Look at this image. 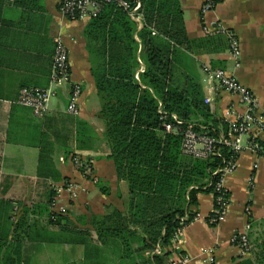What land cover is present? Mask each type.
I'll return each mask as SVG.
<instances>
[{
  "label": "crops",
  "instance_id": "1",
  "mask_svg": "<svg viewBox=\"0 0 264 264\" xmlns=\"http://www.w3.org/2000/svg\"><path fill=\"white\" fill-rule=\"evenodd\" d=\"M204 1L180 0L192 44L177 54L175 73L199 86L212 114L209 123L223 131V121L242 116L246 106L219 82L209 81L202 66L208 63L236 73L258 98L259 114H264V0H221L207 16L221 26L213 34L203 31ZM59 5L60 0L22 6L0 0V240L12 242L16 234L22 238V264H87L89 260L105 264V248H113L107 264H116L121 254L118 242L103 245L92 220L111 208L124 211L129 188L119 177L106 143L107 125L84 36L90 20H70ZM228 31L241 44L240 68L230 57ZM59 35L69 48L73 80L83 88L80 112L68 111L69 86H63L52 99L50 112L38 117L18 103L20 90L49 86ZM255 136L264 146V133L257 131L243 140ZM223 188L230 194V204L215 221L216 195L198 193V205L192 208L195 217L174 241L170 264L183 258L182 264H257L252 245L246 250L233 238L264 232L251 226L264 220V157L243 151L237 169L224 178ZM49 201H53L50 210L63 217L58 225L38 214ZM17 209L19 218L25 209L33 212L26 233L16 232Z\"/></svg>",
  "mask_w": 264,
  "mask_h": 264
},
{
  "label": "trees",
  "instance_id": "2",
  "mask_svg": "<svg viewBox=\"0 0 264 264\" xmlns=\"http://www.w3.org/2000/svg\"><path fill=\"white\" fill-rule=\"evenodd\" d=\"M37 1L4 0L21 6ZM139 1L142 25L115 3H107L84 31L110 157L129 188L125 210L111 208L94 217L92 228L103 245L118 242L116 264H170L179 229L195 217L198 193L220 195L216 187L221 174L214 172L234 153L224 149L220 157L194 158L183 154L180 133L165 130L164 123L177 115L185 127L212 135L221 132L209 123L212 114L199 86L175 73L177 54L192 44L180 0ZM226 196L230 198L228 192ZM52 203L38 214L58 225L63 217L50 210ZM32 213L24 210L16 232L31 228ZM251 226L264 228V220ZM248 237L249 245L260 250L254 255L256 263L264 264V232L258 235L255 230ZM22 252L18 234L12 242L0 240V264H22Z\"/></svg>",
  "mask_w": 264,
  "mask_h": 264
},
{
  "label": "built area",
  "instance_id": "3",
  "mask_svg": "<svg viewBox=\"0 0 264 264\" xmlns=\"http://www.w3.org/2000/svg\"><path fill=\"white\" fill-rule=\"evenodd\" d=\"M220 1H204L200 13L205 34L221 31L219 24L207 20L208 14L216 8ZM107 3H115L128 12L140 25L143 24L144 16L141 11L142 4L139 0H60L59 8L62 15L70 20H90L98 16ZM228 36L230 38V57L234 62L235 68H240L242 56L240 41L234 32L228 31ZM202 70L209 81L219 82L225 90L238 96L246 106L245 113L236 119L223 121L225 129L217 135L209 134L207 131L196 130L192 125L185 127L183 121L177 115L173 116V121L165 122L164 128L166 131L182 135V152L185 155L208 159L214 156H222L224 149L234 153V158L228 160L223 168L214 172V174H221L220 181L216 187L220 195L217 196L218 207L213 216L215 221L220 219L229 207L230 200L226 196L227 191L223 188V181L227 175L237 169L240 154L245 150H250L258 156L264 157V146L260 145L256 136L251 137L247 142L243 140L244 136L249 135L252 131H257V134L264 133V114H259L258 98L241 83L236 73L213 68L208 63L203 64ZM63 86H69L68 111L72 114H79L83 88L80 83L73 80L69 48L66 45L65 38L59 35L56 39V51L49 86L46 88L23 87L20 90L18 103L29 107L34 115L38 117L45 116L51 110L52 99ZM78 164L84 166V162L81 160H78ZM251 184L253 186L252 182ZM18 216L19 210L17 209L14 220H18ZM182 229H179L175 240L180 236ZM233 240L239 242L246 250L251 247L247 234H241L240 237H234ZM162 250L161 247H158L156 252L161 253ZM183 259L174 261L172 264H182Z\"/></svg>",
  "mask_w": 264,
  "mask_h": 264
},
{
  "label": "rangeland",
  "instance_id": "4",
  "mask_svg": "<svg viewBox=\"0 0 264 264\" xmlns=\"http://www.w3.org/2000/svg\"><path fill=\"white\" fill-rule=\"evenodd\" d=\"M113 248H105L104 250V258H105V264H107L106 260L107 258L111 257V251ZM253 249V254L255 255L256 252H259L260 250L258 249L257 245H252L251 250ZM87 264H93V262L91 260L88 261Z\"/></svg>",
  "mask_w": 264,
  "mask_h": 264
}]
</instances>
